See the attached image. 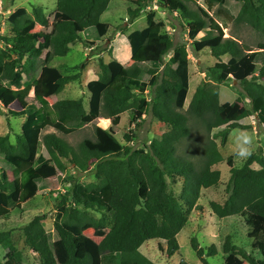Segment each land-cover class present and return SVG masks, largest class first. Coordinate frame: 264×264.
Wrapping results in <instances>:
<instances>
[{
	"label": "trees",
	"instance_id": "trees-1",
	"mask_svg": "<svg viewBox=\"0 0 264 264\" xmlns=\"http://www.w3.org/2000/svg\"><path fill=\"white\" fill-rule=\"evenodd\" d=\"M111 1L56 0V10L50 16L41 6H35L33 14L25 7L10 14L14 33L0 36L5 45L0 46V75L7 72L9 77H0V114L24 116L25 120L15 143L9 135H0V217L22 208L42 189L58 191L54 229L48 230L44 224L47 215L39 214L21 228V237L17 236L39 255L41 264H155L121 260L120 256L137 251L154 238L165 242L159 248L169 257L179 253L178 234L188 224L191 211L202 209V190L222 183L217 166L226 162L230 168L228 196L224 201H210V208L220 218L244 216L250 226L251 248L260 258L233 244L231 236L224 251L235 253L232 264H264V152L251 153L237 166L233 156H223L215 138H208L198 163L178 153L179 145L191 137L190 117L208 132L222 129L223 143L227 139L224 130L252 127L245 105L221 101L219 85L224 82H240L264 126V41L248 52L238 37L225 33L229 23L235 22L264 34V0H233L238 10L232 21L219 20L198 0H157V5L186 22L189 40L196 42L201 32L206 41L219 40L210 46L216 62L204 70L211 81L203 80L197 86L187 109L191 79L188 46L183 42L174 47L166 23L156 19L157 9L147 10L153 0H123L130 3L128 20L147 11L145 27L128 33L123 28L131 45L132 62L126 72L111 46L112 59L106 62L99 57L100 76L88 82L89 107L84 98L59 99L58 94L79 80L82 72L66 73L51 60L54 55H66L77 42L90 48L93 42L107 38L112 26L101 18ZM210 1L227 5L231 0ZM59 16L62 18L56 23H50V18ZM227 55L229 59L224 61ZM20 84L28 90L14 88ZM15 103L19 107L13 109ZM149 109L170 129L141 148L131 146L136 136L130 131L124 145L117 137L122 114L131 111L130 124L140 128ZM100 117L111 119V125L99 126ZM89 124L96 125V138H85L78 147L55 132L43 135L47 127L70 135ZM73 170L94 173L96 181L77 182ZM176 176L183 178L180 197L167 182V177ZM67 184L72 188L61 193L60 187ZM87 225L108 231L96 240L84 232ZM14 237L11 231H1L0 243L11 247ZM191 243L205 264H209L207 254L216 255L215 245L206 252L196 237ZM16 251L14 247L7 254L10 264H25Z\"/></svg>",
	"mask_w": 264,
	"mask_h": 264
},
{
	"label": "rangeland",
	"instance_id": "rangeland-1",
	"mask_svg": "<svg viewBox=\"0 0 264 264\" xmlns=\"http://www.w3.org/2000/svg\"><path fill=\"white\" fill-rule=\"evenodd\" d=\"M204 4L211 13H215L219 20L222 18L233 20V14L238 10V6L231 0L227 5H221L210 0H198ZM35 6H41L44 12L50 16L56 10V0H0V36L11 35L14 33L13 25L9 22L10 14L19 7H25L30 14H33ZM130 3L123 0H112L107 11L102 15V21L109 22L112 26L110 35L101 42H93L92 47L87 48L82 42H77L71 46V50L64 56L54 55L51 64L62 68L66 73L82 72V77L79 80L73 81L66 85V87L58 94L59 99L64 98H84L85 106L89 107L90 91L87 87L88 82L100 76L99 57L108 62L112 59L108 49L110 46L115 47V58H118L124 64V73L131 64V45L126 33H123L125 27L126 32L136 29H141L147 25L146 13L141 14L135 20H128V8ZM157 9V20H163L166 23L165 30L171 33L174 47L180 43H186L189 50L190 59V89L186 101V109L197 86L203 81H211L207 77L204 70L207 66H212L216 59L211 54V45L218 42L206 41L204 33L199 34L198 40L193 42L188 38V29L185 26L186 22L177 15H172L168 10L157 5V0H153V5L147 10ZM50 18V23H56L58 19ZM127 23V25H126ZM185 24V25H184ZM222 25V24H221ZM38 31H42V27L38 26ZM43 32V31H42ZM226 36L234 35L239 38L245 51H252L257 49V44L264 41V34L257 32L249 25L229 23L225 29ZM0 46L4 47V43L0 39ZM50 50L51 47L48 45ZM117 53V54H116ZM229 56H224L223 60L227 61ZM168 60V56L166 57ZM40 64L36 65V69ZM79 65L80 68L75 69L74 66ZM1 79L7 80L8 74L4 72L0 75ZM221 90V101L239 102L245 105L249 110V117L247 122L252 124V127L247 130L241 129H226L224 134L227 136L223 143L222 136L219 135L222 129H214L208 132L203 124L197 119L190 117L192 134L191 137L185 139L179 145L178 153L188 159H193L198 163L201 159V150L208 138H215L219 144L220 150L225 158L233 156L234 162L237 166H242L248 156L258 150L264 152V126L256 118V114L252 109L250 99L244 93L240 82L228 81L219 85ZM15 89L28 90V87L20 84ZM153 90L150 91L151 97ZM13 109L19 107L16 103L11 105ZM132 119V112L126 111L122 114L120 123V130L117 134L118 139L125 145L128 142L125 139V134L134 131L136 138L130 142L131 146L141 148L144 143L151 142L154 138L160 137L163 133L168 131L170 127L167 124L159 122L153 116L152 112L148 111L145 115L140 128L130 124ZM25 120L24 116H13L7 112L0 114V135H9L13 143L16 142L18 134L22 132V124ZM109 119H99L98 125L108 128L111 124ZM55 132L73 146H77L85 138H96V125L89 124L86 127L79 129L70 135L48 127L43 131V135ZM133 134V133H132ZM131 134V135H132ZM194 151V153H193ZM222 172V183L218 187H211L202 190V197L200 204L202 209H194L191 211L188 224L178 234V240L181 246L180 252L169 257L165 252L159 248L165 242L161 239H151L146 241L140 249L133 253H122L121 260H143L153 262L155 264H205L198 257L197 252L193 249L191 240L196 237L199 241L200 247L208 252V248L212 245L217 246V252L214 256L206 255L209 264H232L235 253L224 251V244L228 236H231L233 244H237L245 248L249 253H252L257 258L260 254L257 250L251 248V239L247 233L250 226L246 223L245 217L242 215H233L229 217L220 218L214 214L210 208V201L224 199L228 196L226 192V183L229 178V166L226 162L217 166ZM77 182H93L96 181L94 173L88 174L82 171H75ZM69 172L63 173V176ZM169 189L180 197L182 192L183 178L176 176L175 178L167 177ZM72 188V184L62 185L60 192L65 193ZM58 191H50L48 189L40 190L35 197L31 198L23 204L22 208H15L9 216L0 217V232L11 231L16 237L15 245L7 247L0 243V264H10L7 254L14 247H16V254L21 256L25 264H41L39 255L31 248H29L21 237V228L30 222V220L39 214H46L44 224L48 230L54 229V220L58 210L59 204ZM100 217V214H95ZM108 229H96L91 225L84 228V232L90 237L98 240L107 233ZM18 239V240H16ZM248 264V263H246Z\"/></svg>",
	"mask_w": 264,
	"mask_h": 264
},
{
	"label": "crops",
	"instance_id": "crops-1",
	"mask_svg": "<svg viewBox=\"0 0 264 264\" xmlns=\"http://www.w3.org/2000/svg\"><path fill=\"white\" fill-rule=\"evenodd\" d=\"M126 25H127V23H126ZM201 33H203V32H201ZM200 33V34H201ZM205 35V34H204ZM199 36V35H198ZM197 39H198V37H197ZM111 47V46H110ZM113 48H114V56H115V47L113 46ZM117 54V53H116ZM173 54V51H171V53L168 55V59L170 58V56ZM118 59V58H117ZM256 116V115H255ZM102 118H104V119H109V118H105V117H100L99 119H102ZM109 121L111 122V119H109ZM111 125V124H110ZM103 127V126H102ZM48 128V127H47ZM46 128V129H47ZM52 128V127H51ZM105 128V127H104ZM54 129V128H53ZM56 130V129H55ZM85 173V172H84Z\"/></svg>",
	"mask_w": 264,
	"mask_h": 264
},
{
	"label": "water",
	"instance_id": "water-1",
	"mask_svg": "<svg viewBox=\"0 0 264 264\" xmlns=\"http://www.w3.org/2000/svg\"><path fill=\"white\" fill-rule=\"evenodd\" d=\"M235 82H237V80H235Z\"/></svg>",
	"mask_w": 264,
	"mask_h": 264
}]
</instances>
